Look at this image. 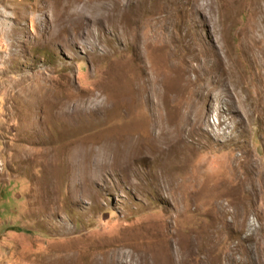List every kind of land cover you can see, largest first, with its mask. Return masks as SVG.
I'll use <instances>...</instances> for the list:
<instances>
[{
    "label": "rangeland",
    "instance_id": "1",
    "mask_svg": "<svg viewBox=\"0 0 264 264\" xmlns=\"http://www.w3.org/2000/svg\"><path fill=\"white\" fill-rule=\"evenodd\" d=\"M0 264H264V0H0Z\"/></svg>",
    "mask_w": 264,
    "mask_h": 264
}]
</instances>
